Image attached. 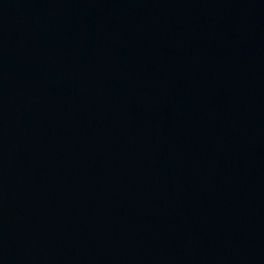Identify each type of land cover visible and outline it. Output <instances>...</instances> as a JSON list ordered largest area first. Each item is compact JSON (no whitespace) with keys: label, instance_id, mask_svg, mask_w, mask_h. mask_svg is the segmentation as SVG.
Here are the masks:
<instances>
[{"label":"water","instance_id":"1","mask_svg":"<svg viewBox=\"0 0 264 264\" xmlns=\"http://www.w3.org/2000/svg\"><path fill=\"white\" fill-rule=\"evenodd\" d=\"M0 264H264V0H0Z\"/></svg>","mask_w":264,"mask_h":264}]
</instances>
